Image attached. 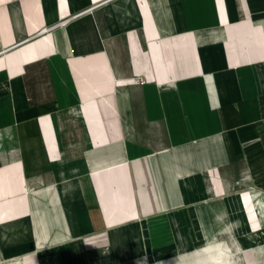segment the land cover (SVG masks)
Listing matches in <instances>:
<instances>
[{"label":"crops","instance_id":"crops-1","mask_svg":"<svg viewBox=\"0 0 264 264\" xmlns=\"http://www.w3.org/2000/svg\"><path fill=\"white\" fill-rule=\"evenodd\" d=\"M263 247L264 0H0V264Z\"/></svg>","mask_w":264,"mask_h":264},{"label":"rangeland","instance_id":"rangeland-1","mask_svg":"<svg viewBox=\"0 0 264 264\" xmlns=\"http://www.w3.org/2000/svg\"><path fill=\"white\" fill-rule=\"evenodd\" d=\"M225 255L232 261H236L235 264H264V247L259 249L258 252L248 249L238 250H217L212 253H202L195 255L197 260L193 262L192 255H186L184 260L180 261V264H211L212 259L216 256Z\"/></svg>","mask_w":264,"mask_h":264},{"label":"bare ground","instance_id":"bare-ground-1","mask_svg":"<svg viewBox=\"0 0 264 264\" xmlns=\"http://www.w3.org/2000/svg\"><path fill=\"white\" fill-rule=\"evenodd\" d=\"M236 261H232L225 255L216 256L212 259L211 264H235Z\"/></svg>","mask_w":264,"mask_h":264},{"label":"built area","instance_id":"built-area-1","mask_svg":"<svg viewBox=\"0 0 264 264\" xmlns=\"http://www.w3.org/2000/svg\"><path fill=\"white\" fill-rule=\"evenodd\" d=\"M65 22H67V20L66 21H62V24H64ZM45 30H47V29H45Z\"/></svg>","mask_w":264,"mask_h":264}]
</instances>
